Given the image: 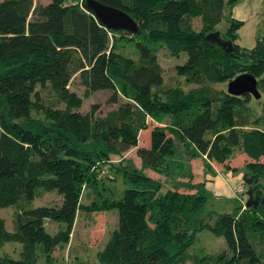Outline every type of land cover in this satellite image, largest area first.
Segmentation results:
<instances>
[{
    "label": "trees",
    "instance_id": "obj_1",
    "mask_svg": "<svg viewBox=\"0 0 264 264\" xmlns=\"http://www.w3.org/2000/svg\"><path fill=\"white\" fill-rule=\"evenodd\" d=\"M97 1L129 15L137 31L105 28L84 0H0V208H14L11 231L0 218V247L17 242L21 249L17 259L1 254L0 264L48 263L78 213L94 224L109 209L117 212V227L96 254L98 264H175L202 229L226 245L202 264H264V126H250L257 120L251 95L226 92L228 80L249 73L264 95V40L250 48L235 43L240 23L228 13L239 0ZM214 31L230 40L231 51L207 37ZM132 40L136 59L117 53L116 41ZM160 48L185 52L174 71L193 87L162 85ZM74 73L83 97L108 90L115 107L102 116L92 114L94 105L80 111L82 99L68 87ZM143 133L146 144L139 143ZM173 136L216 169L243 167L257 204L207 209L200 182H173L160 192L162 181L145 171L168 170ZM130 148L138 167L122 157ZM239 157L242 164L234 165ZM108 169L121 170L129 184L121 198L99 194L80 203L84 188ZM50 190L61 196L58 205H32ZM44 219L61 226L49 234Z\"/></svg>",
    "mask_w": 264,
    "mask_h": 264
},
{
    "label": "rangeland",
    "instance_id": "obj_2",
    "mask_svg": "<svg viewBox=\"0 0 264 264\" xmlns=\"http://www.w3.org/2000/svg\"><path fill=\"white\" fill-rule=\"evenodd\" d=\"M42 1L45 0H38V2ZM199 24V19L194 18L192 22L193 28L197 29ZM225 26V21L221 19L216 26V30L220 32V36L223 35ZM115 50L124 57L137 58V51L133 40L127 42L116 41ZM185 59V52L170 55L163 48L157 51L156 62L162 75L163 86L178 84L184 90L194 86L193 83L185 82L182 76L175 74L174 66L183 63ZM220 86L224 88L225 83L214 85L215 88ZM68 87L81 97L82 100L79 110L82 112L88 111L90 106L94 105L92 114L94 116H102L116 105L114 98L112 99L111 97V92L108 90H98L83 97V87L79 84L76 73L72 75ZM258 91L260 93L258 101H255L256 99L250 96L248 102V105L253 111V120L257 119L250 126L263 127L264 121L259 118L263 114L264 95L260 92L259 88ZM115 99H117V94ZM141 135L139 136V143L146 144V133ZM173 138V153L166 159L169 166L168 170L164 174H156L150 170L145 171L148 175L153 177L157 176L162 181L160 192L166 190L169 184L173 182H200L203 183L207 195L205 204L207 209L216 212H227L239 205L243 206L247 199V187L242 185L243 176L245 175V169L243 167L236 166L235 171L216 169L211 163L202 158L199 153L195 152L191 145H183V142H180L176 136H173ZM122 157L129 159L135 166H139V160L135 156L134 148L125 151ZM113 158L118 160L116 156ZM242 160L240 157L236 158L233 164H242ZM128 186L129 184L124 180L121 170L108 169L105 170L104 175H102L96 186H87L84 188L79 197V202L88 203L99 194L102 198L107 197L118 200L121 198L123 190ZM60 200L61 196L55 190H50L39 193L33 198L32 205H58ZM13 213L14 208L11 206L0 208V218L3 220L4 227L7 231L12 230L11 220ZM95 219L96 222L92 224L83 218L81 213H78L67 243H61L55 246L51 254L52 258L48 263L44 259L38 258L36 264H98L96 254L103 249L111 230L117 227V212L115 209H109L96 215ZM59 226H61V223L50 219L43 220L44 230L49 234H52ZM20 250L19 243L5 242L0 247V255L7 254L11 258L17 259ZM220 251H226L223 238L213 235L207 229H202L196 233L194 240L185 251L186 254L175 264H202L203 260L201 258L204 255H217ZM207 264L216 263L210 261Z\"/></svg>",
    "mask_w": 264,
    "mask_h": 264
},
{
    "label": "water",
    "instance_id": "obj_3",
    "mask_svg": "<svg viewBox=\"0 0 264 264\" xmlns=\"http://www.w3.org/2000/svg\"><path fill=\"white\" fill-rule=\"evenodd\" d=\"M85 5L90 10L92 15L101 23L105 28L111 30H123L129 33H135L137 31L136 22L125 12L106 6L97 0H84ZM216 44L221 46L225 51H231L232 45L230 40L223 39L219 36L217 31L211 32L207 35ZM226 92L231 95L249 94L257 99L260 94L256 87V79L249 73H241L233 77L226 82ZM243 182L248 185L246 189L247 199L245 206L256 205L258 198L253 195L252 188L249 187L251 177L246 178L243 176Z\"/></svg>",
    "mask_w": 264,
    "mask_h": 264
},
{
    "label": "crops",
    "instance_id": "obj_4",
    "mask_svg": "<svg viewBox=\"0 0 264 264\" xmlns=\"http://www.w3.org/2000/svg\"><path fill=\"white\" fill-rule=\"evenodd\" d=\"M228 16L240 23L237 45L250 48L256 40H264V0H239L231 6Z\"/></svg>",
    "mask_w": 264,
    "mask_h": 264
}]
</instances>
